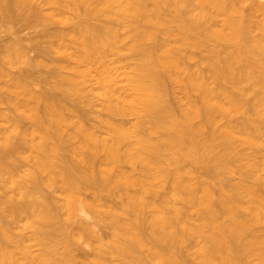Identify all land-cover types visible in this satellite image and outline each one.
I'll return each instance as SVG.
<instances>
[{
	"label": "bare ground",
	"instance_id": "1",
	"mask_svg": "<svg viewBox=\"0 0 264 264\" xmlns=\"http://www.w3.org/2000/svg\"><path fill=\"white\" fill-rule=\"evenodd\" d=\"M39 2L0 0V28L11 29L20 19L55 21L69 10L76 22L68 46L93 65L118 49L124 28L133 29L131 48L138 62L128 81L134 96L123 99L119 89L108 87L104 95H116V102L111 96L106 104L113 114L138 116L132 129L107 122L110 140L74 122L77 142L68 147L62 127L71 120L64 115L62 99L85 97L78 81H57L54 89L60 94L35 93L26 79L34 77L42 62L30 58L18 41L1 50L0 104L19 116L10 111L16 117L10 114L9 128L0 132V264H78L73 246L81 248L84 242L92 252L81 264L112 259L190 264L193 258L199 264H264V3ZM100 19L102 25L94 23ZM103 19L117 23L103 24ZM198 54L200 65L192 69L189 60ZM4 64L25 69L6 80ZM173 81L183 83L179 105L172 99ZM2 88L11 95H3ZM246 111L251 115L243 116ZM7 117L0 112V120ZM26 120L32 126L20 130ZM236 144L253 147L261 162L249 158L236 164L235 156L245 159ZM100 153L105 165L99 163ZM23 161L33 164L26 168ZM120 163L135 164L139 175L115 171ZM233 173L238 179L229 178ZM167 180L170 190L160 196L153 185ZM89 186L95 191L92 202L81 198ZM116 186L127 198L125 204L112 208L101 203L99 197L113 196ZM133 186L135 192L129 190ZM50 190L62 199H53ZM80 211L106 222L111 236L102 237L79 221ZM34 245L41 251L35 252Z\"/></svg>",
	"mask_w": 264,
	"mask_h": 264
},
{
	"label": "rangeland",
	"instance_id": "2",
	"mask_svg": "<svg viewBox=\"0 0 264 264\" xmlns=\"http://www.w3.org/2000/svg\"><path fill=\"white\" fill-rule=\"evenodd\" d=\"M39 1L41 2L42 0H38V2ZM261 2L264 3V0H261ZM43 8L45 12L49 11L48 6H43ZM54 20L55 21L42 22L35 18L20 19L12 23L11 27L13 25L14 26L11 29H8V27L6 26H2L0 28V53L1 50L5 49L6 45L9 42L18 41L19 45L25 48L30 58H36L37 60L42 62V65L35 70L34 74L39 77H45L46 80H36L37 78L35 77V75V78L28 77L26 79L27 86L31 88L32 91L35 93L48 91L49 93H52L54 95H56V93L60 94L61 92L54 89V86L57 81L68 77L78 81L79 86L85 94V97H78L76 95L69 94L68 96L62 99L64 105V115L66 118H69L71 120V122L66 123L62 127L64 139L66 142L68 141V147H71L72 144H75L77 142V138L75 137L76 128L74 122L81 123L86 129H89L91 131L95 130L97 136L106 140H110L111 138V126L107 124V122L113 124H122L125 127L132 129L134 127L138 115L113 114L106 107V104L108 103L112 95L110 97L104 95V88L108 87L112 90L119 89L121 94L123 95V99L126 100H131L134 96V91L130 88L128 81L129 76L132 74L138 62L136 53L131 48V36L133 34V29L131 27L124 28L122 30V38L118 43V49L109 52L103 62L93 65L84 60L79 54V52L76 50V48L68 46L71 42V34H73L72 29L76 22L75 19L71 18V12L69 10H63L61 13L56 15ZM101 20L102 19L95 20L94 23H96L97 25H102L103 21ZM60 21H67V24L61 23ZM105 21L109 22L105 19L103 24L106 23ZM110 22L111 24L113 22L117 23V20L114 21L113 19L110 20ZM114 26L116 25L114 24ZM185 54L186 57H188L190 52H185ZM189 64L192 69H196L198 65H200V54L196 55L194 59L189 60ZM4 66V68L7 67L6 70L8 75L6 77V80L17 77L20 72L25 69V66L20 65L9 66L4 64ZM2 83L3 82H0V85H2ZM182 88V82L173 81L171 83L172 99L174 100L176 105H179L184 102ZM3 89L4 88H2L1 91V93L5 91V93L3 92V95L7 93L8 95H11L9 91L7 92L6 89ZM22 96L23 95L20 94V97ZM197 97V94H193V98ZM111 98H113V100L116 102V95L112 96ZM10 109L11 108L6 103L0 104V112H3L8 115L7 118L0 120V132H3L4 128L5 130L9 128L8 126H10L12 122V120L10 119L12 114H16V116H19L17 112L14 113V111H11ZM10 111L13 113L11 114ZM14 115H12V117ZM250 115L251 113L247 111L243 113V116ZM231 120L235 119L233 118L229 120H221L220 125H223ZM22 122L23 123L20 124L19 127L20 130L28 129L32 126V123L29 120ZM261 142L262 144L260 148L262 149L264 148V134L262 136ZM236 146L239 153L237 152V150L236 152L238 154L243 155L245 158L243 160H239V157L235 156L233 160L236 161V164L248 163L249 158H254L253 160L261 162L262 159L260 153H258L253 147L249 146L248 144H236ZM22 148H24V146ZM22 151L24 150L22 149ZM23 163V165L27 164L26 168L33 164L32 161H23ZM99 163L103 165H105L106 163L105 156L103 155V153H100L99 155ZM134 165L135 164L132 165V163H120L116 166L115 171H128L129 173H133L135 176H138L140 173V169L138 166ZM201 172H203L202 168L198 170L197 174ZM261 172L263 173L264 171ZM229 178L232 180H236L238 179V174L233 173L229 175ZM118 187H113L112 191H115L113 196L107 195L109 197L106 198L99 197L101 203H105V205L108 204L109 206L111 205L112 208L113 206L116 208H120L122 203L124 205L126 202L124 200H126L127 198H125L124 193L121 194V187L119 189ZM170 187V180L161 183L155 182L153 185V188L156 190V192H158L160 196L168 193ZM91 188L93 187L89 186V188H86L82 191L81 198L83 200L88 202H92L95 200V191ZM136 189L137 188L133 186L130 187L129 190L131 192H135ZM123 190L121 189V191ZM50 194L53 199H62V195L57 192H54L53 190L49 191V195ZM51 197L50 199L52 200ZM174 202L176 204H180L179 200H174ZM118 211H120V209H118ZM77 218L85 225L92 226L102 237L106 236V238H109L111 236V228L108 227L109 225L107 226L106 222H104L105 225L102 224L103 222H97L98 218H94V215H92L91 213L87 211H80ZM74 226L75 225H73L72 228H74ZM16 231L19 232V230ZM32 249L35 252L41 251V247L38 245H34ZM73 249L74 253L77 255L78 258V264H81V262L87 257H89L88 255L92 252L90 251L91 247H89L85 242L81 245V248L80 245H74ZM189 251L190 249L188 250V252L187 249L185 250V252L188 253V258H190L189 253H191ZM192 262L193 263L187 261V263L190 264H199L194 261V258L192 259ZM108 264L122 263L119 260L112 259L110 260V262H108Z\"/></svg>",
	"mask_w": 264,
	"mask_h": 264
}]
</instances>
